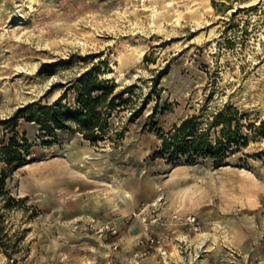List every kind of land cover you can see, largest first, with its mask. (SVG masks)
<instances>
[{
	"label": "rangeland",
	"instance_id": "1",
	"mask_svg": "<svg viewBox=\"0 0 264 264\" xmlns=\"http://www.w3.org/2000/svg\"><path fill=\"white\" fill-rule=\"evenodd\" d=\"M163 14H180L179 24ZM86 71L110 89L102 141L74 130L46 137L18 115L55 100L78 110ZM228 106L245 148L220 165L156 156L158 134L189 117L205 130ZM261 121L264 0H0V149L12 138L28 147L10 172L0 151L14 200L0 199V264H264ZM208 130L213 143L221 127ZM87 217L116 235L74 231ZM197 234L214 239L196 245Z\"/></svg>",
	"mask_w": 264,
	"mask_h": 264
},
{
	"label": "trees",
	"instance_id": "2",
	"mask_svg": "<svg viewBox=\"0 0 264 264\" xmlns=\"http://www.w3.org/2000/svg\"><path fill=\"white\" fill-rule=\"evenodd\" d=\"M92 74L91 71H86L75 82V103L79 107L78 110H67L60 105L59 100H55L44 106L24 107L18 111V115L24 117L27 122L36 124L46 137H54L56 131L72 132L74 130L81 134L84 140L91 143L102 141L107 127L106 99L110 89L106 87L105 81L101 83V86L96 84V79L92 77ZM94 94L98 95L94 96ZM101 106L104 108L103 112L99 110ZM27 111L28 114H26ZM226 112L228 113H216L205 130H199L195 118L189 117L168 133L158 134L161 148L156 156L167 157L170 162L186 157L190 163H194L198 158L220 165L231 154L233 148L239 150L247 146V139L240 134L238 112L230 106L227 107ZM232 123L236 125L234 129ZM213 126H220L221 130L220 136L211 143L208 128ZM152 127L154 128L155 125L152 124ZM256 131L264 141V121L260 122ZM20 150L27 153L28 147L16 144L14 138L9 140L6 147L0 149L4 155V168H7L9 172L24 165ZM4 168L0 171V199L5 198L6 208H9L11 201L14 200L7 196L5 191V180L8 173Z\"/></svg>",
	"mask_w": 264,
	"mask_h": 264
},
{
	"label": "bare ground",
	"instance_id": "3",
	"mask_svg": "<svg viewBox=\"0 0 264 264\" xmlns=\"http://www.w3.org/2000/svg\"><path fill=\"white\" fill-rule=\"evenodd\" d=\"M156 13H157V11H154L153 9L151 10V12L149 14V17L152 19V21H153V19L157 18ZM12 17L14 18L13 20H15L14 23H13V26H16V25L20 24V22L22 21L23 16L21 14V9H20V5L19 4H17L15 6ZM164 19H165L166 22H168L169 25L175 26V25L179 24L180 14H174V15L163 14V15L159 16V20L160 21H163ZM70 155L73 156L74 158H76L77 161L80 160L81 157H82L83 165H87L88 164L87 163L88 160L91 159L90 158L91 156L88 155V154H84L82 156L81 155V151L77 147H72ZM116 192H123L125 198H130L131 197L130 196L131 194L128 193L127 191H125L121 186H117L116 187ZM144 192H145V194H147V197L150 198L152 195H154L156 190L152 188L151 191L144 190ZM213 239H214L213 236H210V235H207V234H197V235L194 236L192 241L196 245H203L206 242L213 241Z\"/></svg>",
	"mask_w": 264,
	"mask_h": 264
},
{
	"label": "built area",
	"instance_id": "4",
	"mask_svg": "<svg viewBox=\"0 0 264 264\" xmlns=\"http://www.w3.org/2000/svg\"><path fill=\"white\" fill-rule=\"evenodd\" d=\"M262 211L264 213V202L262 204ZM186 222L188 224H194V217H187ZM73 230L87 231L93 233L99 240L106 239L107 237H114L116 235V229L110 222H98L93 217H87L85 220H75L73 222ZM153 240H150L152 242ZM137 257V254L134 255Z\"/></svg>",
	"mask_w": 264,
	"mask_h": 264
}]
</instances>
